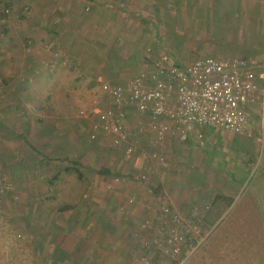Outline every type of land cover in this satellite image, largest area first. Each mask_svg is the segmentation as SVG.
I'll list each match as a JSON object with an SVG mask.
<instances>
[{"label":"crops","instance_id":"1","mask_svg":"<svg viewBox=\"0 0 264 264\" xmlns=\"http://www.w3.org/2000/svg\"><path fill=\"white\" fill-rule=\"evenodd\" d=\"M30 1L38 9L37 15L28 18L27 23L24 22L26 19L23 20L26 33L3 31V36H0V72L7 74L12 67L18 72L13 82L0 85V175L13 180L15 190L34 198L53 196L54 192L56 199L76 200L74 203L82 213L83 206L80 204L83 193L96 198L101 192H97V188L85 190L88 188L86 182L89 184L90 179L97 180L94 176L90 178L92 169L87 164L94 161V165L98 166V136L92 144L88 142L90 123L97 119V112L92 117L85 108L88 104L93 106L97 103L98 82L104 80L111 84H128L140 73L153 72L163 55H169L173 62L180 65H188L213 55L218 59L259 61L264 53V42H260L264 39V0ZM223 20L233 23L226 30L235 32L236 35H231L234 39L242 40L238 53H247L248 57H231L230 53L221 52V49L216 51L204 47L205 51L200 50L202 43L193 39L198 34L197 31L193 35L195 24H198V30L201 24V30L208 33L211 31L208 24ZM28 38L33 43L27 41L30 40ZM41 39L62 41L63 71L69 82H37V70L44 76L46 69L40 67L45 63L38 51ZM197 39L204 37L198 36ZM251 39H258V48H263L259 58H254L256 54L248 53L245 49ZM224 45H228L227 39ZM49 57L45 56L46 59ZM98 61L101 62L99 65ZM14 82L17 93L10 92ZM23 82H28V85ZM74 106L79 110L78 116L74 113ZM70 117L73 119L70 120ZM146 120V114L130 112L124 122L129 142L141 153L133 157L130 155L134 169L126 181L127 185L112 184L107 189L110 191L115 187L114 193H109L106 198L98 196V202L105 205L98 207V225L86 221L87 218L79 223L74 222L70 224L71 238L68 240L58 239L59 234L65 236L63 231H67L66 225L58 224L51 228L56 234L46 248L48 257L55 264L66 263L70 255L79 249L82 238L80 241L76 239V231L100 226L108 232L118 229L126 233L122 216L129 211H142L147 202L152 207V197L162 198L182 213L196 209L190 207L195 205L193 201H184L179 197L182 186L181 191L187 195L186 190L191 182L188 179V186L186 182L178 181L181 170H177V164H173L174 161L183 164L184 160H187L185 166L190 164L189 160L198 163L202 158L201 153L208 158V162L211 156L219 158L214 155L218 145L213 143V138L220 130L200 128L188 134L185 140L172 133L159 147L154 143V134L143 126ZM157 148L166 154V164L150 159L151 153L148 152L143 160L144 149L154 152ZM153 168L156 169L155 174L153 171L150 173ZM203 179L202 176L197 180L202 187ZM70 182L75 184L65 187ZM35 184L42 186L35 189ZM208 187L214 188L218 195L228 196L229 190L232 192L229 184L225 188ZM131 193L136 194L139 206H132L128 199ZM60 208L63 210L66 204H61ZM98 249L101 256H109L104 242L98 243Z\"/></svg>","mask_w":264,"mask_h":264},{"label":"rangeland","instance_id":"2","mask_svg":"<svg viewBox=\"0 0 264 264\" xmlns=\"http://www.w3.org/2000/svg\"><path fill=\"white\" fill-rule=\"evenodd\" d=\"M30 3L33 4L30 0H0V24L3 22L8 24L9 32L22 31L26 33L24 22L27 23L28 18H31L32 15H37L36 10L38 9L36 5L33 6ZM3 8L10 10L9 16H4ZM85 12L88 13L89 10L86 9ZM23 20L25 21L23 22ZM231 25L233 23L225 20L217 21L213 25L210 23L208 26L211 31L204 33V29L201 30L200 28L201 24H199V30L198 24H195L193 35L197 31L198 34L193 39L202 43L203 46H200L202 51H205L204 47H206L208 50L210 48L216 51L221 49V52L230 53L231 57H239L240 55L248 57L247 53H238L242 46V40L234 39L231 35H236L235 32L226 30ZM198 36L200 38L204 37V39L199 40L197 39ZM225 38L228 41L226 47L224 45ZM28 39L30 40L27 41L32 42L31 38ZM260 42H264V39ZM258 45V39H251L246 44L245 49L248 53H255L256 57L254 58H259L263 48H260L261 46L258 48ZM38 51L40 52V59L42 58L45 62L40 67L44 66L46 69L44 76H42L41 71L37 70L36 74L39 75L37 82H69L63 71L65 66L62 65L64 59L62 58L64 55L62 41L60 39L53 41L41 39L38 42ZM46 55L50 56L49 59L45 58ZM210 57L216 58L214 55ZM100 63L98 61V65ZM12 68L11 71H7V74L4 71L0 72V85L3 82H13L16 79L14 77H17L18 72L16 68ZM23 83L28 85V82ZM105 84L127 85L126 82L124 84H111L104 80L98 82L96 87L98 90V95L96 93L97 103L93 106L88 104L85 108L86 112H91L92 117H94V112H103L111 108L112 101L102 90V85ZM16 90L14 82L10 87V92L17 93ZM73 110L75 115L78 116V108L74 106ZM72 119L70 117V120ZM95 121L96 118L90 123V133H88L90 144L97 138H91V127ZM215 134L216 137L213 138V143L218 146L214 155L219 158L214 159L211 156L210 162H208V158L201 153L202 158L198 163L189 160L190 164L185 166L184 163L187 160H184L183 164L175 163V161L173 164H177L176 169L181 170L178 181L182 180L188 186L191 182L186 190L187 195H184L181 191L183 187L181 185L182 187L179 190L181 196L179 197L184 201H193L195 205H190V207H196L193 210L197 211V215L204 217V227L213 228L208 239L187 259L184 260L182 255L176 259L170 258L161 251L160 247L157 250L153 248L151 253L150 250L148 251L156 231L168 225V222L164 221L162 217L164 206H168L171 212H177L185 216L191 213L188 210L182 213L180 210L173 209L169 202H164L162 198L152 197L150 199L152 207L147 202L141 208L143 213L142 211L135 213L129 211V214L126 212L125 216H122V220L126 224L123 226L127 228L126 233L118 229L108 232L101 229L100 226H97V228L92 227L87 231H76V239L80 241L82 238L79 249L76 253L70 255L69 260L63 264H264V108H260V106L255 108L247 132L231 134L216 131ZM156 151L155 149L154 152ZM147 152L152 154L153 151L149 152V150L144 149L142 151L143 160L146 159ZM137 153L140 154L141 151H138L135 147L130 154L124 147L116 148L111 144L109 138L99 134L98 166L94 165V161L87 163L89 168L91 166L90 169H92L89 174L90 178L94 176L97 180L90 179L89 184L86 182L85 185L88 188H85V190L90 191L97 188V192L101 190L98 196L106 198V195L115 191V187L110 191L107 189L112 187V184L127 185L126 181L131 174L130 172L134 169L132 163L134 161H131V159L135 154L137 156ZM162 154L164 161H157L160 164L167 161L166 154L163 151ZM213 170L214 174L212 173ZM152 171L154 173L156 169H151L150 173ZM76 175L73 176L77 178ZM202 176L204 177L203 182H201L203 187L197 183V180L201 179ZM116 179H119V181H116ZM188 179L190 180L189 183ZM2 182L11 185V193L0 203V264H55L48 257V248H46L51 243L52 236L56 234L51 230L53 225H66L67 231H63L65 236L59 234L58 239L68 240L71 238L69 237L70 224L79 223L87 218L86 221L98 225V207L103 208L105 206L103 203L98 202V196L95 198L84 192L81 198L82 204H80V206H83L82 213L74 203L76 200L56 199L54 192L53 196L47 195L34 198L22 191L15 190L16 183L4 174L0 175V183ZM72 184L75 183H66L65 187L72 186ZM228 184L232 187V192L229 190V197L218 195L214 188H206L207 186L225 188ZM44 185L46 186V184ZM34 186H36L35 189H39L42 185L35 184ZM128 199L132 202L133 207L139 206V200L135 193H131ZM61 204H66L68 209L63 208L62 210L60 208ZM205 206H210L208 213L203 211ZM188 212L190 213L187 214ZM95 217L97 219H94ZM98 228L100 229L98 230ZM58 232L60 233L62 230H58ZM102 242L107 247L106 252L109 256L100 255L98 243ZM190 245L191 241H188L187 247ZM144 258L146 260H143Z\"/></svg>","mask_w":264,"mask_h":264},{"label":"built area","instance_id":"3","mask_svg":"<svg viewBox=\"0 0 264 264\" xmlns=\"http://www.w3.org/2000/svg\"><path fill=\"white\" fill-rule=\"evenodd\" d=\"M3 14L9 16L10 10L3 8ZM8 27L5 22L0 24V36ZM103 91L112 105L107 111L97 112L91 138L101 134L129 154L134 145L129 142L124 122L130 112L147 115L143 126L154 134L159 147L172 133L185 140L188 134L206 127L242 134L248 131L255 108H264V53L259 61L206 57L188 65L163 55L153 72L140 73L125 86L105 84ZM150 159L163 162L162 151L157 149ZM9 193L11 185L0 183V203ZM209 210L210 206H205L203 211ZM197 214L192 210L185 216L164 206L162 217L168 225L156 231L148 251L160 247L170 258L182 255L187 259L213 229L204 227V217ZM188 241L191 245L187 247Z\"/></svg>","mask_w":264,"mask_h":264}]
</instances>
